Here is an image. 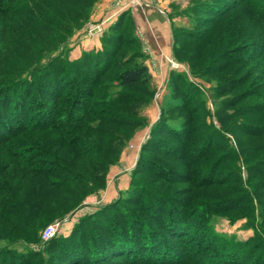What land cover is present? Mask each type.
Listing matches in <instances>:
<instances>
[{
  "label": "rangeland",
  "instance_id": "rangeland-1",
  "mask_svg": "<svg viewBox=\"0 0 264 264\" xmlns=\"http://www.w3.org/2000/svg\"><path fill=\"white\" fill-rule=\"evenodd\" d=\"M0 119V260L103 264L132 209L187 264H264V0H0Z\"/></svg>",
  "mask_w": 264,
  "mask_h": 264
},
{
  "label": "trees",
  "instance_id": "trees-1",
  "mask_svg": "<svg viewBox=\"0 0 264 264\" xmlns=\"http://www.w3.org/2000/svg\"><path fill=\"white\" fill-rule=\"evenodd\" d=\"M119 81L121 85L124 86H131L135 85L136 83H141L145 85L148 80L149 76L146 73L145 68H140L138 66H134L130 69L124 70L118 75ZM6 110V109H5ZM5 114L4 112H2ZM4 118V117H1ZM2 123V120L0 119V124ZM12 135H14L16 132L13 130L11 131ZM11 136V135H10ZM10 136H6L4 138H1L0 141L9 138ZM33 167V165H31ZM30 170L34 171L30 168ZM43 171L37 172V173H44V172H51V165L46 166V168L42 169ZM77 179L67 180L63 181L61 185L65 184V182H70L71 184L75 183ZM53 185V184H52ZM76 188H74L75 190ZM39 201L43 202L45 199H38ZM132 202H134L132 200ZM41 208V207H40ZM134 210H130V215L128 219H122V217H118V220L114 223V230L112 231V234L108 239H104L102 241L101 238H95L94 241H92L93 246H96L98 244L99 247L103 248V252L100 253L101 257H105L107 259L103 260L107 264L108 262H111L113 259L117 257H121L124 259L123 264H187V263H196V257H197V247H194V252H192L191 247L189 246L186 248L185 252L182 253H172L171 252V246H172V240L176 239L179 235H182V233L178 232L176 228L173 226L168 230L166 229L164 237L161 234V226L160 224L155 222H150L149 218L151 216L143 217L142 215H138L133 212ZM47 210L45 209H39L33 212H29L27 214L17 216H12L11 220H15V223L13 227H5L6 231L9 232L8 236H13L15 233H19L20 235L27 237L30 236V239H33V242H38L39 237L38 236V230H36V227L38 225H41V222L38 219H42L47 215ZM172 215H170L171 217ZM133 218V220H132ZM32 220V226L35 227V230L33 232L28 231L27 229V220ZM28 220V221H30ZM9 222V221H8ZM8 222H5L8 225ZM40 222V223H39ZM177 222V221H176ZM10 223V222H9ZM156 223V224H154ZM23 224V225H22ZM175 224V223H174ZM22 225V229L19 230V227L17 226ZM96 229L100 228V225H97ZM38 229V228H37ZM100 232V229H99ZM160 233V234H159ZM103 237V236H102ZM86 236L83 238V245H87ZM56 238L52 237L48 240H46L47 245L51 246L54 245ZM112 241V245H109L108 247L104 246L105 242ZM82 241H80L81 243ZM79 243V244H80ZM93 246H91V249H93ZM117 246V247H115ZM94 250V249H93ZM95 252V251H94ZM110 254V255H109ZM73 258H89L86 254V251L79 253L77 255H73ZM90 257H95V255H91ZM109 257V258H108ZM77 258V259H78ZM91 259V258H90ZM81 260V259H80ZM66 264H71L73 262L65 261ZM0 264H12V261L9 263L5 261V259L0 260ZM18 264V263H17Z\"/></svg>",
  "mask_w": 264,
  "mask_h": 264
},
{
  "label": "built area",
  "instance_id": "built-area-1",
  "mask_svg": "<svg viewBox=\"0 0 264 264\" xmlns=\"http://www.w3.org/2000/svg\"><path fill=\"white\" fill-rule=\"evenodd\" d=\"M55 230L54 227L52 226H48L42 233L41 237L43 240H47L49 238H51L54 234Z\"/></svg>",
  "mask_w": 264,
  "mask_h": 264
}]
</instances>
